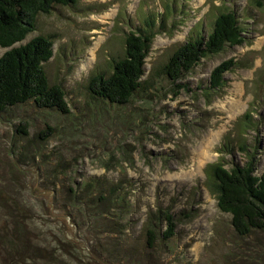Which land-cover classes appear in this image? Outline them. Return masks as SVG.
<instances>
[{
    "label": "rangeland",
    "instance_id": "rangeland-1",
    "mask_svg": "<svg viewBox=\"0 0 264 264\" xmlns=\"http://www.w3.org/2000/svg\"><path fill=\"white\" fill-rule=\"evenodd\" d=\"M225 12L237 14L245 43L169 80L163 68L174 51L206 36ZM148 19L166 27L153 41L142 88L123 106L95 96L92 78L112 73L128 33ZM38 36L54 44L44 68L50 85L63 87L69 112L29 102L0 113V264H264V231L238 236L206 176L210 164L247 162L242 152L221 153L228 140L251 151L259 142L256 175L264 171V4L76 0L39 14L16 46ZM230 59L237 66L226 85L205 95L212 71ZM249 112L257 132L242 131ZM102 180L124 184L126 212L106 214L98 200H81L87 184ZM160 210L175 217L169 240L165 225H150ZM150 228L158 233L151 249Z\"/></svg>",
    "mask_w": 264,
    "mask_h": 264
},
{
    "label": "trees",
    "instance_id": "trees-1",
    "mask_svg": "<svg viewBox=\"0 0 264 264\" xmlns=\"http://www.w3.org/2000/svg\"><path fill=\"white\" fill-rule=\"evenodd\" d=\"M76 0H0V49H7L0 58V113L7 109L34 102L38 109L56 110L68 113V103L63 87L51 86L44 68L53 57V42L50 37L38 36L25 45L27 36L36 30L39 14H49L56 5L68 6ZM264 0H259V6ZM164 21L146 20L137 32L128 33L125 39V57L115 61L112 73L95 75L91 80V92L114 105H127L142 88L146 74V59L157 34L165 30ZM245 43L244 29L234 12L218 15L212 29L205 35H197L180 45L164 66V74L177 83L192 71L202 59L221 53L227 46L235 47ZM237 66L234 59L222 62L211 73L207 92L215 93L226 85L225 75ZM258 124L253 123L252 112L244 116L242 131L257 132ZM24 130V129H21ZM25 134L27 133L24 130ZM226 141L222 154L233 155L236 151L247 156L245 164L234 163L231 168L226 163L208 165L206 176L208 188L217 200L218 209L231 216V224L238 236L249 238L264 231V171L256 175L259 142L254 150L245 142L233 144ZM95 187V189H94ZM81 200L88 196L90 202L98 200L106 214L120 209L126 212V187L122 182H90L86 185ZM85 194V195H84ZM78 192L73 200L79 203ZM83 201V200H82ZM119 216V214H117ZM150 225L155 222L165 225L164 240L175 236V217L169 211L152 213ZM147 231V246L154 248L158 239L157 230Z\"/></svg>",
    "mask_w": 264,
    "mask_h": 264
}]
</instances>
